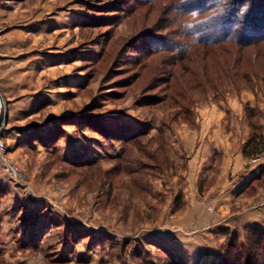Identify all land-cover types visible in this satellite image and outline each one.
Segmentation results:
<instances>
[{
    "label": "rangeland",
    "instance_id": "1",
    "mask_svg": "<svg viewBox=\"0 0 264 264\" xmlns=\"http://www.w3.org/2000/svg\"><path fill=\"white\" fill-rule=\"evenodd\" d=\"M177 4L0 0V264L264 249V151L243 154L264 136V44L154 50L181 41Z\"/></svg>",
    "mask_w": 264,
    "mask_h": 264
},
{
    "label": "trees",
    "instance_id": "2",
    "mask_svg": "<svg viewBox=\"0 0 264 264\" xmlns=\"http://www.w3.org/2000/svg\"><path fill=\"white\" fill-rule=\"evenodd\" d=\"M177 8L181 11V41L169 46L166 43L154 44V50L166 46V49L181 52L182 57L193 52L205 57L213 52L222 58V54L229 53V50L250 53L264 44V0H178ZM263 151L264 136L253 123L243 154L254 157ZM240 248L238 255L224 258L222 264H264L261 244L252 251V246H244L246 253L243 247Z\"/></svg>",
    "mask_w": 264,
    "mask_h": 264
},
{
    "label": "bare ground",
    "instance_id": "3",
    "mask_svg": "<svg viewBox=\"0 0 264 264\" xmlns=\"http://www.w3.org/2000/svg\"><path fill=\"white\" fill-rule=\"evenodd\" d=\"M5 109H6L5 108V103L3 101V98H1V96H0V114L5 112ZM0 144H1V141H0Z\"/></svg>",
    "mask_w": 264,
    "mask_h": 264
},
{
    "label": "water",
    "instance_id": "4",
    "mask_svg": "<svg viewBox=\"0 0 264 264\" xmlns=\"http://www.w3.org/2000/svg\"><path fill=\"white\" fill-rule=\"evenodd\" d=\"M4 120H5V114L3 112V113L0 114V133H1V130L3 128Z\"/></svg>",
    "mask_w": 264,
    "mask_h": 264
}]
</instances>
